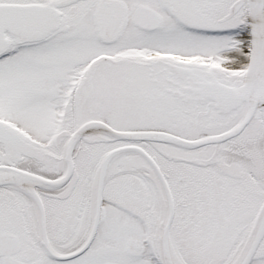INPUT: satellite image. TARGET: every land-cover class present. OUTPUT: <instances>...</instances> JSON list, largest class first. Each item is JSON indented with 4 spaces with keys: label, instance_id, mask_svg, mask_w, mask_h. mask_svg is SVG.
<instances>
[{
    "label": "snow or ice",
    "instance_id": "6c2138e0",
    "mask_svg": "<svg viewBox=\"0 0 264 264\" xmlns=\"http://www.w3.org/2000/svg\"><path fill=\"white\" fill-rule=\"evenodd\" d=\"M0 264H264V0H0Z\"/></svg>",
    "mask_w": 264,
    "mask_h": 264
}]
</instances>
